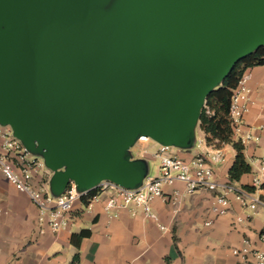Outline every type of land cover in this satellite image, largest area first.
<instances>
[{"label": "water", "instance_id": "1", "mask_svg": "<svg viewBox=\"0 0 264 264\" xmlns=\"http://www.w3.org/2000/svg\"><path fill=\"white\" fill-rule=\"evenodd\" d=\"M0 0V123L71 181L141 186L140 136L189 148L208 94L264 46V0Z\"/></svg>", "mask_w": 264, "mask_h": 264}, {"label": "crops", "instance_id": "2", "mask_svg": "<svg viewBox=\"0 0 264 264\" xmlns=\"http://www.w3.org/2000/svg\"><path fill=\"white\" fill-rule=\"evenodd\" d=\"M246 72L250 74L249 109L235 137L244 139L252 172L238 182L230 181L229 168L236 154L230 144L219 146L226 159L216 165L217 180L236 188L253 186L264 156V64L249 67ZM215 148L205 134V142L197 151L180 148L176 154L190 159ZM164 190L167 199L158 197L152 202L158 220L149 218L141 209L133 214L129 208H122L116 216L111 215L104 209L111 192L105 191L90 208L86 200L76 202L68 213V228L55 232L47 224H39L38 209L30 196L0 173V264H70L77 252L82 264H245L232 248L241 246L246 238L264 251V240L260 238L264 204L251 209L254 212L247 211L250 208H243L231 193L228 213L216 217L210 209L214 192L186 194L183 182L165 185ZM176 190L180 196L174 202L171 195ZM255 192L264 201V189L257 188ZM237 216L243 221L234 225ZM209 220L212 222L207 224ZM83 229L91 233L77 247L71 237Z\"/></svg>", "mask_w": 264, "mask_h": 264}, {"label": "built area", "instance_id": "3", "mask_svg": "<svg viewBox=\"0 0 264 264\" xmlns=\"http://www.w3.org/2000/svg\"><path fill=\"white\" fill-rule=\"evenodd\" d=\"M249 76L248 72L242 74L231 98L230 119L236 133L240 130L243 115L249 109L250 88L247 86ZM151 141L152 139L148 136H140L137 142L148 143L141 146L142 155L158 159L159 171L155 177L147 175L141 186L126 188L105 180L89 190H80L76 183L71 181L63 193L54 197L50 188V178L54 171L46 166L41 155L25 147L23 142L14 135L10 125L0 123V173L19 191L30 196L38 209L39 224H47L55 232L68 228L70 224L68 213L76 202L86 200L87 207L90 208L93 202L100 200L101 194L105 191L111 192L104 201V209L111 215L116 216L122 208H129L133 214L141 209L146 216L154 220H158L159 217L152 207L153 200L158 197L167 199L164 186L176 182L185 184L186 194L199 190L214 192L210 209L216 217L228 213L231 206V193L245 209L254 210L259 204H264L263 199L255 191L236 188L230 183H220L217 180L216 165L226 159V153L222 148L216 147L211 152L187 159L177 155L172 146ZM263 182L264 156L260 158V167L254 175L253 186L256 189L260 188ZM179 196L180 192L176 190L171 198L175 202ZM241 221L243 218L237 216L234 225ZM211 222L209 220L207 224ZM161 228L167 229L165 225H161ZM260 238L264 240V226ZM232 252L245 264H264V251L254 247L247 238L241 246L232 248Z\"/></svg>", "mask_w": 264, "mask_h": 264}, {"label": "trees", "instance_id": "4", "mask_svg": "<svg viewBox=\"0 0 264 264\" xmlns=\"http://www.w3.org/2000/svg\"><path fill=\"white\" fill-rule=\"evenodd\" d=\"M261 64H264V46L238 62L222 84L208 94L199 118V127L205 132L210 145L219 147L222 144H230L235 149L234 161L229 168V179L233 182L240 181L245 174L252 172V166L246 158L243 141L235 137V128L230 119L231 98L242 74L249 67ZM243 187L246 190H256L252 185L245 184ZM260 188L264 189V182ZM90 233L89 229L73 233L71 241L79 247L82 239L90 236ZM70 264H82L79 252L74 255Z\"/></svg>", "mask_w": 264, "mask_h": 264}, {"label": "rangeland", "instance_id": "5", "mask_svg": "<svg viewBox=\"0 0 264 264\" xmlns=\"http://www.w3.org/2000/svg\"><path fill=\"white\" fill-rule=\"evenodd\" d=\"M114 2V0L110 1V4H112ZM200 140L205 142V134L203 132V130L198 126L196 127L195 130V139L193 141V143L191 144V146L189 147V149H191L192 151H197L199 149V144H200ZM154 140H152L151 142H153ZM150 142V143H151ZM148 144L147 142L144 144H141L139 142H136L130 149L128 154L133 158H139V159H144L147 165V175L148 176H152L155 177L158 175V171H159V160L158 159H154L152 157H145L142 155V147L143 145ZM173 151L176 153V151L180 150V148L178 147H174L172 146ZM178 155V154H177ZM53 196L56 197V194L53 193ZM260 207V205L258 206V208ZM247 211H251L254 212L251 209H247Z\"/></svg>", "mask_w": 264, "mask_h": 264}]
</instances>
